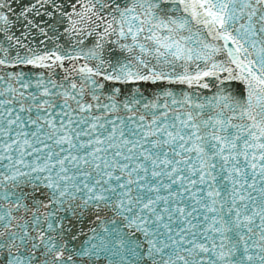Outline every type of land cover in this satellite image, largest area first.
Segmentation results:
<instances>
[{
    "label": "snow or ice",
    "instance_id": "1",
    "mask_svg": "<svg viewBox=\"0 0 264 264\" xmlns=\"http://www.w3.org/2000/svg\"><path fill=\"white\" fill-rule=\"evenodd\" d=\"M0 264H264V0H0Z\"/></svg>",
    "mask_w": 264,
    "mask_h": 264
}]
</instances>
